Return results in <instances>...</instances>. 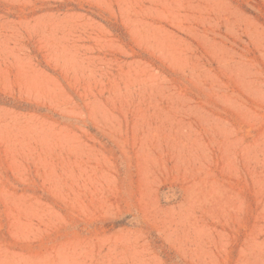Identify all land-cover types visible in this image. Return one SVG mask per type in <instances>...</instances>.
Masks as SVG:
<instances>
[{
	"label": "rangeland",
	"instance_id": "rangeland-1",
	"mask_svg": "<svg viewBox=\"0 0 264 264\" xmlns=\"http://www.w3.org/2000/svg\"><path fill=\"white\" fill-rule=\"evenodd\" d=\"M0 264H264V0H0Z\"/></svg>",
	"mask_w": 264,
	"mask_h": 264
}]
</instances>
